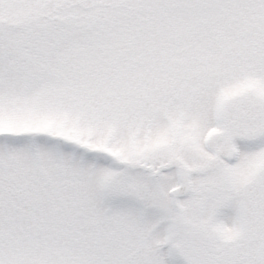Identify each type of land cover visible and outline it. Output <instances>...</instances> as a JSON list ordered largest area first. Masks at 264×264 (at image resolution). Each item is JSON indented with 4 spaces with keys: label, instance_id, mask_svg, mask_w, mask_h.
Wrapping results in <instances>:
<instances>
[{
    "label": "snow or ice",
    "instance_id": "1",
    "mask_svg": "<svg viewBox=\"0 0 264 264\" xmlns=\"http://www.w3.org/2000/svg\"><path fill=\"white\" fill-rule=\"evenodd\" d=\"M0 264H264V0H0Z\"/></svg>",
    "mask_w": 264,
    "mask_h": 264
},
{
    "label": "rangeland",
    "instance_id": "2",
    "mask_svg": "<svg viewBox=\"0 0 264 264\" xmlns=\"http://www.w3.org/2000/svg\"><path fill=\"white\" fill-rule=\"evenodd\" d=\"M164 251H167V246H165V248L163 249Z\"/></svg>",
    "mask_w": 264,
    "mask_h": 264
}]
</instances>
